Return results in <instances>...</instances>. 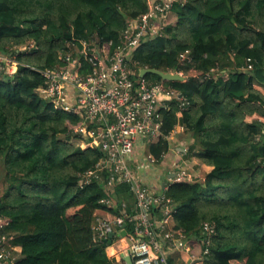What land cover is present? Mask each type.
I'll list each match as a JSON object with an SVG mask.
<instances>
[{"label":"trees","instance_id":"16d2710c","mask_svg":"<svg viewBox=\"0 0 264 264\" xmlns=\"http://www.w3.org/2000/svg\"><path fill=\"white\" fill-rule=\"evenodd\" d=\"M152 2L0 0V52L14 54L16 66L12 74L0 71V232L14 235L19 251L7 264H113L107 239L94 240L92 226L97 215L116 212L101 202L100 181L78 185L101 152L69 134L80 123L76 114L36 89L44 84L41 71L61 66L69 45L85 39L114 48L127 22ZM171 8L175 23L143 42L132 61L180 72L183 81L145 78L181 91L189 103L180 116L174 102L160 110V133L144 153L159 163L180 125L194 139L187 153L211 167L199 178L165 183L175 207L172 232L201 251L200 225L213 223V264H264V0H185ZM186 50L191 61L180 62ZM247 59L251 70L242 68ZM115 190L117 202L130 207V186Z\"/></svg>","mask_w":264,"mask_h":264},{"label":"built area","instance_id":"2783aa9c","mask_svg":"<svg viewBox=\"0 0 264 264\" xmlns=\"http://www.w3.org/2000/svg\"><path fill=\"white\" fill-rule=\"evenodd\" d=\"M178 0H160L149 4L146 12L129 20L121 32L119 42L114 48L98 40L80 39L79 45H69L59 59V67L45 68L41 71L44 84L36 89L43 100L52 103L57 109L76 114L80 123L69 130L74 139L90 141L100 152V159L78 175V185L83 187L94 180L103 185L106 197L101 200L107 207L116 210L115 214L97 215L93 223L94 240L107 239L110 232L117 238H127V255L132 264H170L164 247L183 249L190 252L183 234L163 232L166 218L173 216L175 207L172 199L164 191L156 192L146 186L139 175L131 168V162L139 160L143 167L155 165L157 160L151 154L144 153L146 141L160 133L162 124L161 109H168L174 102L181 110L189 103L179 90L167 86L163 81H150L139 76V69L132 61L134 51L146 40L161 36L170 25L166 22V12L172 9ZM24 49V46L10 50ZM180 62L191 61L186 50L178 57ZM242 67L252 69L250 59ZM6 63V64H5ZM5 66H12L6 72ZM14 54L0 52V71L12 74L15 71ZM181 74L180 72H177ZM141 150L143 155H136ZM166 153L162 155L164 158ZM158 165V164H157ZM175 165V164H174ZM174 167L171 174L173 182L184 180L187 173ZM127 183L133 195L132 212L127 210L126 202H117L116 187ZM164 187V186H163ZM162 187V189H164ZM163 217L156 220L155 210ZM128 224V228H126ZM4 223L0 220V228ZM125 230V236L121 231ZM202 245L194 261H175L172 264H213L210 258V245L215 234V225L204 221L200 225ZM14 235L0 232V261L15 259L12 251ZM7 264V263H6Z\"/></svg>","mask_w":264,"mask_h":264},{"label":"crops","instance_id":"0c3cea01","mask_svg":"<svg viewBox=\"0 0 264 264\" xmlns=\"http://www.w3.org/2000/svg\"><path fill=\"white\" fill-rule=\"evenodd\" d=\"M149 1L152 2L151 0ZM171 15L173 21L175 22L177 18L176 14L173 12V14ZM168 140L170 142L169 150L166 153V156L168 157V159L166 160L168 164L166 167L169 168L168 173L170 172L174 164L178 162L184 163L187 167V170L194 171V173H191V175L197 178L201 177L203 174L211 170L210 166L201 163L197 157H194L193 155L187 153L186 148H188L189 144L193 142L194 139L192 138L189 132H186L184 130L182 126L180 125L176 126L173 132L168 136ZM165 171L163 168H161V172H158L159 175L158 173L156 175L157 178L155 179L153 178L152 180H150V178L148 179L147 176H145L146 173L139 175V177L141 176L140 178L142 182L146 184L147 182L144 180L146 179L149 180L151 185L150 187L156 192H161L163 191L162 187L165 185V183H167L166 182L167 179L162 180L161 178L162 177L161 174L164 173ZM153 176H155V174H152V177ZM128 209H130V211ZM127 210L129 213H131L132 205L130 207H127ZM162 217L163 214L160 218ZM155 218L157 221L158 219H160L157 218L156 216ZM173 225H174L173 216L167 217L165 222V227L162 229L163 232L158 229V235L161 238H163L166 232L172 231ZM128 245H129L128 239L123 237V238H116L115 241H113L111 244H109L106 247L105 252L107 256L111 260H113V264H128V262L125 260V258L128 256L126 253ZM164 250L168 255V260L170 264H172L175 261H181V262L194 261L193 256H198L200 253V248L198 249V246L195 247L194 249L191 248L190 252H186L183 249H179V248H172L169 245H166L164 247ZM14 252H16V255H18L19 251L18 249H15Z\"/></svg>","mask_w":264,"mask_h":264},{"label":"rangeland","instance_id":"374dc122","mask_svg":"<svg viewBox=\"0 0 264 264\" xmlns=\"http://www.w3.org/2000/svg\"><path fill=\"white\" fill-rule=\"evenodd\" d=\"M178 2L180 3V4H182V3H184L185 2V0H178ZM173 9H169L167 12H166V22H167V24H169V23H171V24H173V23H175L174 21H173V19H172V15L171 14H173ZM175 13V12H174ZM176 14V13H175ZM170 24V25H171ZM6 64V63H5ZM5 69H6V72H10L13 68H12V66H5ZM142 155H143V152H141V150H139L138 151V153H137V157L138 158H141L142 157ZM143 158H141L140 160H142ZM168 159V157L167 156H165L164 158L162 157V160L159 162V163H156L155 165H149V164H146L145 162H143V167H139V166H137L138 164H141V162L139 161V160H137V161H133V162H131L130 164H131V168H132V171L135 173H137L138 175H142V174H144V173H146L145 174V176H147V178L149 179L150 178V180H152L153 178L155 179V178H157L156 177V175H157V173L158 172H161V168H163L164 169V173H160L161 174V178H162V180H164V179H167V183H172L174 180H173V178L171 177L172 175L171 174H173L174 173V167H176V166H179L180 168H179V170H184L186 173H187V175L189 176V177H193L192 175H191V173H194V171H189V170H187V167H186V165L184 164V163H176L172 168H171V170H170V172L168 173V170H169V168H167L166 166L168 165L167 164V162H166V160ZM161 163V164H160ZM158 164V165H157ZM166 172H167V174H166ZM135 173V174H136ZM136 174V175H137ZM152 174H155V176H153L152 177ZM158 175H159V173H158ZM141 177V176H140ZM144 181H146L147 182V184L146 183H144L146 186H148L149 185V187L151 186L150 185V182H149V180H144ZM166 183V184H167ZM125 236V235H124ZM190 251H191V247H190ZM13 254H15V252H13L12 253V255ZM13 257H16V255L14 256L13 255ZM6 264L7 262H4V261H0V264Z\"/></svg>","mask_w":264,"mask_h":264},{"label":"water","instance_id":"95a60500","mask_svg":"<svg viewBox=\"0 0 264 264\" xmlns=\"http://www.w3.org/2000/svg\"><path fill=\"white\" fill-rule=\"evenodd\" d=\"M139 76L145 77L147 74H153L159 76L162 80L165 81H183L185 79V76L175 73V72H169V71H163L157 68H148V67H142L139 69ZM0 195H1V188H0ZM121 234H125V230L121 231ZM113 231L108 233L107 242L108 244L112 243V240L114 236H116ZM125 260L128 262V264H132L130 256H127Z\"/></svg>","mask_w":264,"mask_h":264}]
</instances>
